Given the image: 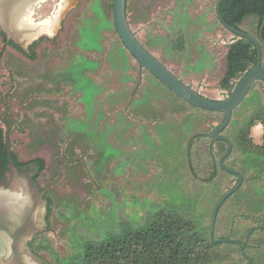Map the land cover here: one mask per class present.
Returning <instances> with one entry per match:
<instances>
[{
	"label": "rangeland",
	"instance_id": "374dc122",
	"mask_svg": "<svg viewBox=\"0 0 264 264\" xmlns=\"http://www.w3.org/2000/svg\"><path fill=\"white\" fill-rule=\"evenodd\" d=\"M109 1L79 0L75 10H71L75 5L66 10L59 43L39 44L34 58L10 47L2 49L0 39V126L5 130L10 126L13 151L20 160L44 159L42 184L56 177L54 162L61 156L84 158L93 179L81 161L61 162L62 176L48 193L53 199L49 223L45 221V228L32 237L35 247H28L49 264H57L56 259L37 248L40 242L63 258L75 250L76 238L94 237L100 227L130 218L140 221L146 211L175 205L183 212L192 208L198 220L204 207L189 195L207 196L210 190L203 182L213 170L209 139L198 138L193 144L194 174L187 166L173 173L176 158L183 161L185 156L175 131L181 127L188 132L187 122L193 131L209 133L222 114L185 104L140 67L115 32ZM216 1L128 0V20L138 40L181 81L205 97L224 99L227 94L219 81L228 44L235 37L217 21ZM249 22L240 27L248 28ZM177 38H182V48L176 46ZM253 91L264 105L260 81L247 96ZM146 102L154 118L145 111ZM254 105H240L235 117L248 114ZM251 135L255 143L262 142L261 124L252 127ZM186 140L182 139L183 145ZM144 144L149 145L147 150L140 149ZM138 156L150 162L137 160ZM234 184L232 176L218 172L219 193ZM230 199L222 218L230 211ZM47 212L45 203L42 217ZM241 219L234 224L240 235L250 226L248 219ZM227 226L221 222L219 233L227 232ZM253 240L264 249L262 232H256ZM228 248H220L228 254L211 264H239L235 249Z\"/></svg>",
	"mask_w": 264,
	"mask_h": 264
},
{
	"label": "trees",
	"instance_id": "16d2710c",
	"mask_svg": "<svg viewBox=\"0 0 264 264\" xmlns=\"http://www.w3.org/2000/svg\"><path fill=\"white\" fill-rule=\"evenodd\" d=\"M108 5L112 10L113 0H110ZM126 11H128V0ZM98 12L103 16L104 13L102 10ZM220 12L223 19L230 25L257 37L259 29L264 22V0H223L220 6ZM247 19L250 20L248 28H241L240 25ZM217 21L221 24L218 18ZM0 35H3L6 43L11 44L18 50H22L13 40L7 39L3 31H0ZM234 37L228 44L225 57V72L219 81V87L226 92L227 97L233 92L241 76L253 67L257 60L255 44L248 38L236 34H234ZM262 38L264 40V25L262 28ZM120 42L123 45L121 40ZM182 42V38H177L176 46L182 48ZM36 45L37 42L35 41L29 46L28 51H24V53L30 57L34 56V48ZM125 50L128 52L126 48ZM261 50L263 59L264 42H261ZM139 66L142 67L140 64ZM147 72L168 93L185 104L203 112H216L190 105L164 86L151 72L148 70ZM236 79H238L237 82H235ZM260 82L263 84L262 81ZM254 85L255 83L252 84L249 92ZM253 102L255 105L248 114L242 117L241 115L240 117H235L240 105L244 103L252 104ZM145 109V111L150 112V118L156 116L154 110L150 108L149 103L146 104ZM220 113L222 114V122L225 114L223 112ZM258 123L262 126L261 143H255L251 135L252 127ZM185 125L189 130L188 132L183 131L181 127H176L175 136L180 140L181 146L185 151V156L183 157V161L179 157L176 158L178 164L173 165V173H179L180 169L185 166L193 172L194 166L191 151L195 140L198 138L209 139L208 149L213 161V170L210 176L203 180L210 187L209 194L207 196H200L196 193V197L192 194L189 195V200L199 201L204 207V212L198 220H195V213H193L194 210L192 208H188L183 212L178 206H168V209H164L163 207L157 211H146L147 213L140 221L135 218H130L128 221L119 222L117 225L108 224L106 227H100L99 229L95 227L99 233L94 237L84 236L83 238H76L74 241L75 250L67 257L62 258L58 256L50 247L41 242L37 248L48 250L55 257L57 264H211L222 256H225V254H228V252H224L220 248L229 250L228 247H231L236 251V257L239 260L238 263L246 264L248 258L242 253V250L236 242H214L209 236L212 214L219 202L218 200L238 181L237 174L227 172L219 165V158L227 150L228 143L225 140L213 139L211 136L212 131L209 133L197 132L193 131V127L187 124V122ZM141 128L145 132L144 126ZM220 134L225 135L232 143V150L224 159V164L232 169L238 170L243 175V182L226 199L231 198L228 202L231 204L230 211L224 218H222L221 212L227 204V201L225 200L221 205L216 217L214 238H235L242 245L243 250L249 255L251 261L248 264H264V249L261 248L262 246L258 240H253V235L256 232L259 231L264 234V105L262 104L261 96L256 91H253L252 95L246 96L232 111V118L229 124ZM183 138H187L185 145L182 143ZM216 146L218 147L217 155L215 154ZM148 148L149 145L144 144L140 149L147 150ZM11 155L19 170L23 169V167L29 168L35 166L36 170L33 175V181L40 176L41 171L45 167V161L41 157H35L27 161L20 160L13 149ZM138 159L140 161L150 162L148 159L139 156L137 157ZM166 168L168 167L166 166ZM7 170L6 130L0 126V178ZM219 171L232 176L235 181V184L224 193H219L217 189ZM215 183L216 186H214ZM46 199L48 201V212L45 216V221L49 223L53 199L48 194L46 195ZM205 201H207L205 204L207 207L204 205ZM62 205L68 206L65 202H62ZM206 216L209 217L207 224L203 222ZM241 218L248 219L250 226L240 235V229L234 227V224L238 219L242 220ZM221 222L226 224V226L228 225L227 227L229 229L227 232L220 234L218 227ZM34 239L28 242L30 249L35 247Z\"/></svg>",
	"mask_w": 264,
	"mask_h": 264
},
{
	"label": "water",
	"instance_id": "95a60500",
	"mask_svg": "<svg viewBox=\"0 0 264 264\" xmlns=\"http://www.w3.org/2000/svg\"><path fill=\"white\" fill-rule=\"evenodd\" d=\"M34 0H0V31L8 36V39L20 44V47L26 51L29 43L32 41L31 36L37 37L38 33L45 30L43 23L36 26H30L29 9ZM62 0V10H68L72 6L64 3ZM223 0L216 1V16L221 24L229 32L251 40L257 50V60L253 67L246 71L236 84L233 92L224 99H212L201 95L194 89L186 85L177 76H175L162 62H160L152 53H150L138 40L130 26L126 6L127 0H113L112 16L115 30L128 52L136 61L149 72H151L164 86L176 94L179 98L192 106L205 110L223 112L225 114L221 123L214 127L211 136L215 140H225L228 143L227 150L220 156L219 165L227 172L238 175L237 183L219 200L211 219L209 236L214 242H236L242 253L248 258L249 255L243 250L242 245L235 238H214L216 217L221 205L233 194L242 184L243 175L235 169L224 164V159L232 150V143L225 135L220 132L227 127L231 118L232 111L247 96L250 87L256 81H262L264 84V65L262 63V26L259 29L257 37L236 28L226 22L220 12V6ZM64 7H67L66 9ZM48 7H43L41 13ZM47 11V10H46ZM64 14V13H63ZM51 33L50 35H52ZM10 127L6 125V144L8 155V170L0 178V264H49L43 259L35 256L28 248V242L32 237L40 233L45 227V220L42 214L44 212L43 198L50 187L61 177L59 162L73 163L81 161L84 165L85 172L90 180L93 181L85 160L80 157L67 158L62 157L56 161V177L52 182L42 190L38 189L31 180L25 175L18 174L11 151L10 138L8 135ZM22 178V179H21ZM24 194V195H22ZM31 196V206L25 207L26 195ZM42 207V211L39 210ZM43 218V219H42Z\"/></svg>",
	"mask_w": 264,
	"mask_h": 264
},
{
	"label": "flooded vegetation",
	"instance_id": "af4514ba",
	"mask_svg": "<svg viewBox=\"0 0 264 264\" xmlns=\"http://www.w3.org/2000/svg\"><path fill=\"white\" fill-rule=\"evenodd\" d=\"M78 1L79 0H67V1H65V2L63 1V2L66 3V4L68 3V6L75 5L74 8L71 9V10H75L77 8L78 4H79ZM43 7H48V8L46 9L47 11L45 10L44 13L43 12L41 13V10H42ZM64 8L66 9L67 7H64ZM29 9L32 11L31 14H30V17H31V19H30V26L31 25L32 26H36V25H40L41 23H43V25L45 26V30L46 29L47 30L46 31H43L41 33H38L37 34L38 35L37 37H35V36L32 37L31 36L32 41L29 43L28 48L35 41L37 42V45L35 46V48L39 44H41L43 42L52 43V44L59 43V39L57 41V36H59V33L62 32V28H63V24H64L63 19H65V16L68 15V13H66L67 12L66 10H65V12L63 11L64 9L62 10V0H34L32 2L31 7ZM126 12H127V17H128V11H126ZM51 33H53V34L50 35ZM5 35H6V33H5ZM6 37L8 39V36L7 35H6ZM0 39H1V43H2V49H6V48L10 47L11 49H14L15 51H17L19 53H22L23 55L28 56L30 58L29 55H27L26 53H24V50L23 49L22 50H18L16 48H14L11 44L6 43V41H4V39H3V35H0ZM9 40H11V39H9ZM18 45L20 46V44H18ZM27 51H28V49L25 52H27ZM31 58H34V56H31ZM2 119H3L4 123L7 124L6 117L3 116ZM62 157H64V156L58 157L55 160V162H54L55 169H56V161L59 158H62ZM33 158H35V157H33ZM33 158H31V159H33ZM25 161H27V160H25ZM60 164H61V162H59V164H58L59 167H60ZM45 169H46V163H45V167L41 171V173ZM35 170H36L35 169V166H31L29 168L23 167V169H20V170L18 169V174L19 175H25L26 178L28 180H31L38 189H41L42 190L44 187H46L47 185H49L52 182L53 179L50 182H48L47 184H42L41 181L39 180V177L35 181H33V175L35 173ZM61 176H62V172H61ZM55 184L56 183H54V185ZM54 185H52L50 187V189L48 190V192L45 194V196L43 198V201L45 203H47V204H48V201L46 199V195L52 190V188L54 187ZM45 216H46V214H45ZM45 216H44V218H45Z\"/></svg>",
	"mask_w": 264,
	"mask_h": 264
},
{
	"label": "clouds",
	"instance_id": "9594fccd",
	"mask_svg": "<svg viewBox=\"0 0 264 264\" xmlns=\"http://www.w3.org/2000/svg\"><path fill=\"white\" fill-rule=\"evenodd\" d=\"M21 179H22V178H21ZM22 195H24V194H22ZM24 206H25V207L31 206V196H30V194L26 195V198H25V205H24ZM39 210L42 211V207H41Z\"/></svg>",
	"mask_w": 264,
	"mask_h": 264
}]
</instances>
